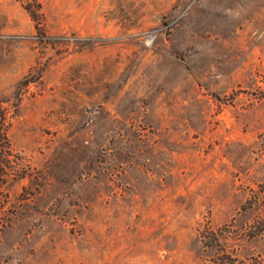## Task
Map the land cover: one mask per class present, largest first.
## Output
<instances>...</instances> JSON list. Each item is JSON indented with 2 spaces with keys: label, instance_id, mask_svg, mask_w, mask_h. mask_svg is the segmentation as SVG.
Wrapping results in <instances>:
<instances>
[{
  "label": "rangeland",
  "instance_id": "obj_1",
  "mask_svg": "<svg viewBox=\"0 0 264 264\" xmlns=\"http://www.w3.org/2000/svg\"><path fill=\"white\" fill-rule=\"evenodd\" d=\"M0 264H264V0H0Z\"/></svg>",
  "mask_w": 264,
  "mask_h": 264
},
{
  "label": "trees",
  "instance_id": "obj_2",
  "mask_svg": "<svg viewBox=\"0 0 264 264\" xmlns=\"http://www.w3.org/2000/svg\"><path fill=\"white\" fill-rule=\"evenodd\" d=\"M4 140H8L7 134L4 131H0V142H2ZM0 153H2V150L0 151ZM2 168H3V166L0 164V169H2Z\"/></svg>",
  "mask_w": 264,
  "mask_h": 264
}]
</instances>
